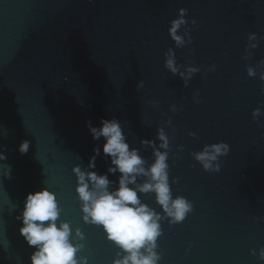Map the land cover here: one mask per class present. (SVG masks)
I'll return each mask as SVG.
<instances>
[{"label": "water", "instance_id": "1", "mask_svg": "<svg viewBox=\"0 0 264 264\" xmlns=\"http://www.w3.org/2000/svg\"><path fill=\"white\" fill-rule=\"evenodd\" d=\"M179 8L198 27L193 44L176 50L178 61L216 65L206 77L197 73L188 88L163 66V52L173 44L169 21ZM249 32L264 35V0H0V151L6 156L0 161V264H29L32 250L15 216L26 194L45 180L59 194L61 218L73 235L82 233L78 256L87 264H111L118 249L101 228L83 221L72 168L86 170L93 147L103 144L92 139L86 121L99 126L112 117L149 163L153 157L140 139L151 138L157 125L174 137L172 194L194 208L181 223L159 222L158 264H264L258 259L264 246V127L258 124L264 115L258 123L251 116L264 105V65L256 63L264 58V40L243 60ZM248 65L255 78L247 76ZM140 80L144 87L137 91ZM196 90L201 103L192 100ZM172 104L183 110L171 111ZM23 140L30 147L22 155ZM219 141L230 152L219 173H207L189 151ZM96 167L104 173L107 165L98 157ZM138 195L164 216L152 194Z\"/></svg>", "mask_w": 264, "mask_h": 264}, {"label": "clouds", "instance_id": "2", "mask_svg": "<svg viewBox=\"0 0 264 264\" xmlns=\"http://www.w3.org/2000/svg\"><path fill=\"white\" fill-rule=\"evenodd\" d=\"M187 11L186 8H179L176 18L169 21L167 31L173 44L163 52L164 68L178 77L184 88L189 87L197 73H201L203 78L209 72L216 71L215 64L205 67L197 65L192 59H184L183 63L178 61L176 50L188 49L193 44L191 32L198 27L195 18L186 19ZM246 40L243 60L254 55L253 50L264 40V35L249 32ZM190 51L194 52V49L190 48ZM256 63L264 65V58L256 60ZM246 73L250 78L257 76L252 65L246 67ZM259 80L264 83V72L260 73ZM143 87V80L136 83L137 91ZM260 93L264 95V86L260 87ZM192 100L195 103L202 102L199 90L195 91ZM169 107L175 113L183 110V105L177 108L176 104H172ZM262 115L264 105L254 108L251 113L253 122L258 123V117ZM141 123L152 127L143 117ZM167 124L172 126V120L169 119ZM86 127L92 139L100 141L103 138V144L93 147V155L89 158L86 170L79 165L72 168L76 178L74 191L80 201L83 221L101 228L105 238L118 249L111 264H158L161 257L155 249L157 238L162 234L159 222L167 217L170 224L181 223L194 208L193 202L185 196L174 197L172 194L168 161L174 137L169 135L163 125H157L151 138L140 139V145L145 151L150 150L153 157L149 163L141 155L140 148L129 144L128 134L120 119L101 118L99 126H93L89 120L86 121ZM188 135L193 138L196 136L194 132H188ZM29 147L30 142L23 140L18 151L22 155L26 154ZM179 147L183 150V145ZM229 152L230 145L219 141L205 143L200 150L189 151V155L203 171L219 173L223 163L221 158ZM98 157L107 165L104 173L97 170ZM5 159L4 151H0V161ZM10 171V168L5 169V178H10ZM110 176H117V179L111 180ZM138 194H152L164 216L144 203ZM59 201V194L45 180L39 190L26 194L23 206L15 216L20 223L19 235L32 250L28 257L29 264H87V257L78 256L83 245L76 238L83 239L82 233L76 229L73 235L71 225L61 218L63 209ZM249 251L251 255H257L256 249ZM258 259L264 261V246L258 250Z\"/></svg>", "mask_w": 264, "mask_h": 264}]
</instances>
